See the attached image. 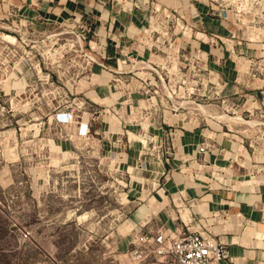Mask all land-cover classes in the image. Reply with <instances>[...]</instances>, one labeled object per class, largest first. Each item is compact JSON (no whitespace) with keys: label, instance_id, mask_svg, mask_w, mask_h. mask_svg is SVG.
Wrapping results in <instances>:
<instances>
[{"label":"rangeland","instance_id":"374dc122","mask_svg":"<svg viewBox=\"0 0 264 264\" xmlns=\"http://www.w3.org/2000/svg\"><path fill=\"white\" fill-rule=\"evenodd\" d=\"M201 1L227 17L225 32L195 33L188 4L178 15L154 5L138 41L148 52L119 66L87 22L0 0V264H162L145 237L164 221L131 218L151 185L135 186L124 160L136 140L171 157L178 130L198 129L203 160L222 151L228 171L264 183V0ZM159 201L176 231L180 208L169 193Z\"/></svg>","mask_w":264,"mask_h":264},{"label":"crops","instance_id":"0c3cea01","mask_svg":"<svg viewBox=\"0 0 264 264\" xmlns=\"http://www.w3.org/2000/svg\"><path fill=\"white\" fill-rule=\"evenodd\" d=\"M39 3L50 17H70L90 24L97 36L96 48L105 50L107 60L112 59L119 66L130 54L146 51L138 41L148 30L150 19L155 17L154 5H162L169 11L173 9L177 15L185 4L192 6L198 15L194 28L197 34L223 33L221 27L227 20L211 12L212 7L201 0H39ZM215 22L221 26L217 27ZM216 135L221 136L220 133ZM201 141L198 129L183 127L175 138L173 156L162 158L145 153L140 140L132 143L124 158L131 170L132 182L135 185L142 180L151 184L148 190L140 187L137 191L136 199L141 200H135L132 220L145 224L159 215L164 229L174 231L177 224L170 213L173 205L164 204V201L156 203L157 196L166 192L180 208L178 229L188 226L193 230L210 231L225 243L231 264H264V183L247 179L235 170L237 167L228 171L224 165L229 161L221 156L222 151L203 160L199 150ZM217 142L223 149L233 146V143L228 145L229 140ZM142 161L146 162L145 170L138 167ZM232 163L234 165L235 161ZM177 164H180L179 171L171 174L172 167ZM223 262L229 264V259Z\"/></svg>","mask_w":264,"mask_h":264},{"label":"built area","instance_id":"2783aa9c","mask_svg":"<svg viewBox=\"0 0 264 264\" xmlns=\"http://www.w3.org/2000/svg\"><path fill=\"white\" fill-rule=\"evenodd\" d=\"M70 112L59 115L61 123H67ZM85 126V127H84ZM82 136L90 133L89 125L79 128ZM200 147V152L204 151ZM151 244L152 251L163 258L162 264H225L223 261L229 259L225 243L216 239L210 231H200L186 228L176 231L158 230L151 237H145Z\"/></svg>","mask_w":264,"mask_h":264},{"label":"bare ground","instance_id":"6f19581e","mask_svg":"<svg viewBox=\"0 0 264 264\" xmlns=\"http://www.w3.org/2000/svg\"><path fill=\"white\" fill-rule=\"evenodd\" d=\"M202 108V107H201ZM204 108V107H203ZM221 116V115H220ZM220 116H218V117H220ZM222 117H228L227 115H224V116H222ZM221 117V118H222ZM230 117H232V116H230ZM242 118V117H241ZM227 119V118H226ZM239 119V118H238ZM246 120V119H245ZM251 121V120H250ZM244 122V121H243ZM248 122V121H247ZM255 122V121H254ZM251 123V122H250Z\"/></svg>","mask_w":264,"mask_h":264}]
</instances>
